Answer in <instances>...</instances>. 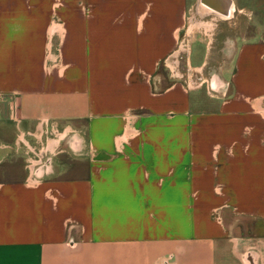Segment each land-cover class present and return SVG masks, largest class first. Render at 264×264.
Listing matches in <instances>:
<instances>
[{
    "label": "crops",
    "instance_id": "0c3cea01",
    "mask_svg": "<svg viewBox=\"0 0 264 264\" xmlns=\"http://www.w3.org/2000/svg\"><path fill=\"white\" fill-rule=\"evenodd\" d=\"M227 3L0 0V264H264V31Z\"/></svg>",
    "mask_w": 264,
    "mask_h": 264
},
{
    "label": "rangeland",
    "instance_id": "374dc122",
    "mask_svg": "<svg viewBox=\"0 0 264 264\" xmlns=\"http://www.w3.org/2000/svg\"><path fill=\"white\" fill-rule=\"evenodd\" d=\"M248 1L249 2H252V0H247V2ZM253 1L258 3L256 6H253L255 9H244L242 11H243V13H246V15L245 14H243V15L242 14L241 15L239 14L242 17H246L245 21L242 22L241 29L242 30H245L246 29L245 28V25L246 26L248 25L249 27L247 29V34L246 35L247 36H250L252 34L255 35L256 33H258V37H259L260 34H261V31H262V33L264 31V0H253ZM202 48H203V46L199 45L198 42L194 43L193 44V49H192L193 56H195L196 53L197 54L200 53V51L202 50ZM186 50H187V48H186V43H185V44L181 45V48H180L179 51L184 52ZM249 225L251 227V224L250 223L248 224V226ZM250 227H248V230L246 232H243L241 234V236H243L242 238H246L247 239L249 237H253V238L264 237V235H262V234L252 233L250 231L251 230ZM249 255L252 256V257H256V256L257 257H260V253L258 255H255V254H253V253L250 252Z\"/></svg>",
    "mask_w": 264,
    "mask_h": 264
},
{
    "label": "water",
    "instance_id": "95a60500",
    "mask_svg": "<svg viewBox=\"0 0 264 264\" xmlns=\"http://www.w3.org/2000/svg\"><path fill=\"white\" fill-rule=\"evenodd\" d=\"M198 1L203 2V3L207 4L209 7H211L210 9L213 13H217V12L213 11V10H216V11L221 12L222 14L225 11V9H224L225 5L228 4L227 1H225V0H216L215 2L212 1L210 5H209V3H210L209 0H198Z\"/></svg>",
    "mask_w": 264,
    "mask_h": 264
},
{
    "label": "bare ground",
    "instance_id": "6f19581e",
    "mask_svg": "<svg viewBox=\"0 0 264 264\" xmlns=\"http://www.w3.org/2000/svg\"><path fill=\"white\" fill-rule=\"evenodd\" d=\"M214 2L216 1V0H213ZM227 1H230L231 2V0H227ZM200 2V1H199ZM211 2L212 1H210V3H209V5L211 4ZM201 3V5L203 4V2H200Z\"/></svg>",
    "mask_w": 264,
    "mask_h": 264
}]
</instances>
